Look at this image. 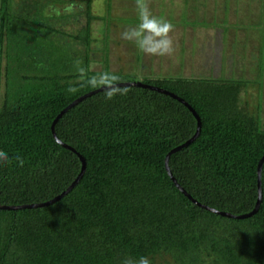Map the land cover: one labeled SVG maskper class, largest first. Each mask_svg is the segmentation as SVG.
I'll list each match as a JSON object with an SVG mask.
<instances>
[{"label": "trees", "instance_id": "trees-1", "mask_svg": "<svg viewBox=\"0 0 264 264\" xmlns=\"http://www.w3.org/2000/svg\"><path fill=\"white\" fill-rule=\"evenodd\" d=\"M48 2L0 0V151L9 156L0 162V203L47 199L76 174L77 155L49 125L68 101L94 88L81 79L79 61L87 76L110 72L183 98L199 125L168 152L171 176L201 204L248 211L264 127L239 102L246 79L192 73L132 79L108 69L104 58L92 69L90 22L100 15L91 1L69 0L76 6L71 13ZM118 86L129 91L108 100L103 88L93 90L53 120L55 136L81 155L82 171L48 203L0 207V264H123L141 256L150 264H264V157L252 212L207 209L182 193L163 165L165 152L194 129L189 109L154 88Z\"/></svg>", "mask_w": 264, "mask_h": 264}, {"label": "rangeland", "instance_id": "rangeland-1", "mask_svg": "<svg viewBox=\"0 0 264 264\" xmlns=\"http://www.w3.org/2000/svg\"><path fill=\"white\" fill-rule=\"evenodd\" d=\"M90 1L91 10L100 15L90 22V68L100 69L104 58L108 69L132 79L174 73L244 78L239 102L255 112L264 127V0H147L153 15L174 25L171 56L144 54L122 38L125 29L138 23L135 0ZM48 4L61 11L69 0ZM63 24L69 29V19ZM2 72L3 55L0 91Z\"/></svg>", "mask_w": 264, "mask_h": 264}, {"label": "clouds", "instance_id": "clouds-1", "mask_svg": "<svg viewBox=\"0 0 264 264\" xmlns=\"http://www.w3.org/2000/svg\"><path fill=\"white\" fill-rule=\"evenodd\" d=\"M138 23L125 29L121 36L124 40L133 42L144 54L151 56H171L174 51V41L169 35L174 30V25L167 19L153 15L148 7L147 0H135ZM74 10L73 4L66 5L64 11L71 13ZM77 61V71L82 80L91 87H101L104 89L105 99L111 100L116 95H126L129 89L118 86L121 77L110 73L102 72L98 75L87 76L84 68L79 67ZM70 92H75V88H69ZM16 160L19 166H23L24 160L17 155ZM0 162L8 163L9 156L6 152L0 151ZM123 264H150V260L141 256L138 260L125 259Z\"/></svg>", "mask_w": 264, "mask_h": 264}, {"label": "water", "instance_id": "water-1", "mask_svg": "<svg viewBox=\"0 0 264 264\" xmlns=\"http://www.w3.org/2000/svg\"><path fill=\"white\" fill-rule=\"evenodd\" d=\"M119 84H137V85H141V86H146V87H149V88H154L158 91H161V92H164V93H167L168 95L176 98L177 100H179L181 103H183L190 111V113L193 115L194 119H195V125H194V129L192 131V133L187 136L185 139H183L181 142L171 146L164 154V157H163V165H164V168L167 172V174L169 175L170 179L173 181V183L176 185V187L182 192L184 193L191 201L197 203V204H200L202 205L203 207H206L207 209H210L212 211H216L220 214H224V215H232V216H243V215H246L250 212H252L256 205H257V202H258V197H259V189H258V171H259V164H260V161L262 159V157H264V152H262L259 156V158L257 159V162H256V166H255V174H256V197H255V200H254V203L252 205V207L248 210V211H245V212H240V213H230L228 211H225V210H217V209H214L212 207H209V206H206L204 204H201L199 202H197L195 199H193L175 180L174 178L171 176L169 170H168V167H167V164H166V157H167V154L169 151H172L174 150L175 148L179 147L180 145L188 142L197 132L198 130V125H199V119H198V116L196 114V112L193 110V108L183 99L181 98L180 96L176 95L175 93L167 90V89H164L162 87H159V86H155V85H152V84H148V83H144V82H141L139 80H121L119 82ZM101 87H95V88H91V89H88L82 93H80L79 95L75 96L74 98H72L70 101H68L63 107H61L57 112L56 114L53 116V118L51 119L50 121V125H49V129H50V132L53 136V138L59 142L61 145L71 149L72 151H74V153L77 155L78 159H79V167H78V170L76 172V174L73 176V178L69 181V183L64 187L62 188L61 190H59L57 193L53 194L52 196H50L49 198L47 199H44V200H41V201H34V202H27V203H9V204H4V203H0V207H8V208H13V207H16V206H23V205H40V204H45V203H48L54 199H56L59 195H61L65 190H67L71 184H73V182L77 179V177L79 176V174L81 173L82 171V168H83V159L81 157V155L75 151L71 146L67 145L66 143L62 142L61 140H59L54 132H53V129H52V122L53 120L56 118V116L62 111L64 110L66 107H68L70 104H72L74 101H76L77 99H79L80 97L88 94L89 92L93 91V90H96V89H99Z\"/></svg>", "mask_w": 264, "mask_h": 264}]
</instances>
